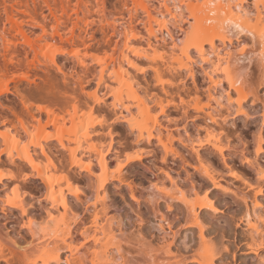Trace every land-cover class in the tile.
Instances as JSON below:
<instances>
[{"label": "bare ground", "instance_id": "bare-ground-1", "mask_svg": "<svg viewBox=\"0 0 264 264\" xmlns=\"http://www.w3.org/2000/svg\"><path fill=\"white\" fill-rule=\"evenodd\" d=\"M258 4L259 0H0V166L12 167L6 154L9 151L15 153L13 160L19 164H26L21 157L31 156L36 160V172L42 177L39 181L47 197L44 201L47 207L42 213L38 205L29 209L32 225L27 229L30 239L25 243L0 224V264H109L119 250L127 252L131 245L132 256L144 264H215L216 256H211L208 251L211 245L205 225L212 217L207 209L199 210L197 224L196 218L189 220L187 209L179 201L157 200L151 206L153 214L158 216L156 228L169 236L158 247H146L142 243H130L125 236L124 213L141 206L131 201L130 195L125 197L127 187L116 189L113 185L107 202L102 198L90 200L93 196L91 189L82 190L79 197L73 196L76 187L85 189L90 183L86 179L88 164L89 160L96 159L98 149L89 151V148L103 144L93 129L97 128L99 116L116 111L111 107L113 101L117 107L122 104L123 112L130 113L134 122L143 123L145 131H152L148 128L149 120L152 128L157 129L152 133L153 143L147 145L151 155L145 160L152 161L159 156L160 161L155 164L156 174L150 177L145 174L142 179L155 184L158 192L165 186L171 187V181L166 184L160 170L161 163H166L165 170L175 173L177 187L185 192L188 199L195 198L197 207L201 203L202 192H208L214 204L215 198L222 203L231 197L238 206L248 199L243 217L250 214L253 223L256 218L264 217V203L259 196L260 181L257 179L261 164L254 151L264 137L261 127L264 119H261L251 141L243 138L244 147L239 151L234 145L229 148L225 144V155L221 157L208 145H197L199 155L194 153L192 145L196 143L195 139L189 141L185 138L187 147L179 144L182 137L175 123L169 127L164 121L158 126L157 117L152 113L153 108L161 106L160 93L153 97L152 91L157 88L164 90L166 83L169 87L178 86L179 79L187 81L188 78L180 77L179 73L189 67L196 56L210 65L212 71L200 67L195 72L196 81L191 86L186 83L178 87L172 95H179L182 91L196 106L197 101L193 97L199 95L197 89L200 93L205 89L210 93L216 91L218 80L212 74L215 64L211 57L214 56L219 63L223 51V60L230 62L234 70L238 68L235 49L221 46L225 22L230 20L245 30L237 35L236 41L228 36V44L241 40L260 44L261 33H264V12ZM236 5L239 8H235ZM165 13L172 18L171 27L166 25ZM179 40L185 42L182 46L176 44L177 51L173 42ZM217 40H220L219 44ZM200 73L203 80L198 78ZM36 79L45 82L44 86L37 84L39 95L24 84L25 81L36 84ZM90 81L96 82L95 88L91 87ZM101 84L104 88L99 94L105 99L104 106L93 108L81 102L84 92L89 89L97 92ZM239 91L241 97L246 95L243 85ZM109 93L111 95H107ZM46 96L51 98L50 102H44ZM256 101L255 105H250L253 111H259V95ZM164 103L167 104V99ZM134 108L135 112L132 111ZM171 113L175 121L177 108L174 104ZM128 118L124 117L125 120ZM27 127L34 135L25 132ZM117 127L119 130L122 126ZM201 129L205 137L214 132L206 122ZM171 132L177 133L174 139L169 135ZM188 135L191 134H185ZM216 138L220 139L218 134ZM161 140L167 145L166 153ZM236 152L244 165L249 157L257 159L255 170L245 169L241 164L242 170L247 172L244 175L234 159ZM45 153L50 155L45 156ZM173 159L178 163V169L183 168L185 177L169 163ZM49 160H52L51 164ZM218 160L222 161L227 178L223 177ZM204 169L220 187L213 185V190L209 191L211 180L203 175ZM231 172H236L237 176H232ZM129 179L141 188L147 187L141 178L131 173ZM68 183H72L70 190ZM61 184H64L63 193ZM223 188H229L236 196L225 193ZM181 216L189 224L186 233L192 228L198 229L203 252L197 249L190 257L186 256L182 246H185V241L178 244L180 230L165 227ZM3 217L25 223L24 217L12 210ZM199 225L204 226L206 235L203 237ZM246 253L258 264L256 254Z\"/></svg>", "mask_w": 264, "mask_h": 264}, {"label": "snow or ice", "instance_id": "snow-or-ice-1", "mask_svg": "<svg viewBox=\"0 0 264 264\" xmlns=\"http://www.w3.org/2000/svg\"><path fill=\"white\" fill-rule=\"evenodd\" d=\"M258 6L261 12H264V0H259ZM161 7L163 8V5ZM235 8H239V5H236ZM163 18L167 27H171L172 24L170 21L172 18L170 14H163ZM225 25L226 27L222 29L224 35L220 38L223 40L221 46L222 48L235 49V60L238 68L234 70L230 62L226 63L223 60V51L220 54L221 60L219 63H216L214 56L211 57L212 63L215 64V72L212 74L214 79L218 80L214 93H210L208 89L200 93L199 89H197L199 95L193 97L197 101L196 106L187 100L186 94L182 91L179 95H172V93L177 91L178 87H182L186 83L191 86L196 81L195 72L200 67H207L210 72L212 71L210 65L204 64L199 56L192 59L190 66L179 73L180 77L186 76L188 78L187 81L179 79L178 86L169 87L166 83L164 90L157 88L155 91H152L153 97L157 93H160L161 97V106L152 109V113L157 117L158 126L164 121L168 122L169 127L175 123L177 132L182 137L179 140V144L187 147L185 138L189 141L195 139L196 143L192 145V151L197 155H199L197 145L200 147L208 145L216 149V152L221 157L225 155V144L229 148L234 145L236 150L239 151L240 148L244 147L240 130L241 126L247 127L249 121L255 120L256 115H260L261 119H264V108H261L258 113L254 114L253 109L250 107V105L256 104L257 95L260 97V103L264 104V33H261L262 42L260 44L248 43L243 40L239 43L228 44V36H231L232 40L236 41L237 35L245 30L239 24H233L230 20L226 21ZM248 34L251 35V33ZM254 40L255 37H253ZM184 42V40L174 41L173 48L176 49L177 43L182 46ZM217 43L219 44L220 40H217ZM257 48L259 51H255ZM176 50L178 51V49ZM73 55L75 56L76 54L73 53ZM216 73H219V75L217 76ZM204 75L207 76L208 73H204ZM258 75L259 80H257ZM90 83L92 88L96 87L95 81H90ZM242 85L246 93L244 97H241L239 91ZM103 88L104 85L101 84L97 92H92L91 89L84 92L81 96V102H86L93 108L96 105L104 106L105 99L101 98L99 94L100 91H103ZM107 95H111V93ZM165 99H167V104L164 103ZM148 102L150 104L152 103L151 100ZM173 104L177 108L175 121L171 118ZM198 105H203V107H199ZM111 107L115 108L116 111L106 112L105 115L99 116L96 120L97 128L93 129V132L97 135L98 139L103 141V144L93 145L89 148V151H96L98 149L96 159L89 160L88 164L89 170L86 173V179L90 183L85 189L76 187L73 196L79 197L82 190L87 191L91 189L93 196L89 198L90 200L93 198H102L107 202L108 192L115 185L116 189L127 187L128 191L124 193L125 197L130 195L131 201L141 204V206H144L146 201H151L153 205L157 200H163L168 203L179 201L187 209L189 220L196 218L197 224H199L198 213L200 209H207L209 213L215 214L217 217L222 215V209L213 203L209 198L208 192H202L201 203L198 207L195 198L188 199L185 192L177 187V182L174 179L175 173H169L165 170L167 167L166 163H161L160 170L166 178L165 183L167 184L168 181H171L170 188L165 186L158 192L155 184H150L146 180H143L142 178L145 174H156V170L148 164L145 157L151 155V151L147 148V145L153 143L152 133L157 129L152 128V121L149 120L147 121L148 128L152 129V131H145L143 123L134 122V118L130 113L123 112L122 104L117 107L113 101ZM132 111L135 112L136 109L134 108ZM125 116L129 118L125 120ZM212 117H215V119H212ZM205 122L207 127L214 129V132L209 133L207 137L204 136V132L201 129V125H205ZM181 125L183 126L181 127ZM117 126L122 127L118 130ZM261 127L264 129V124ZM84 131L87 134V129ZM161 131L163 130L161 129ZM25 132L34 135L30 127L25 128ZM176 134V132L169 133L173 139ZM185 134L191 135L185 136ZM217 134L220 137L219 140L216 138ZM161 147L165 153L168 151L167 145L163 144L162 140ZM25 148H27V143H25ZM254 151L256 158L261 164L257 179L260 181L259 196L264 201V137L260 139ZM6 154L9 157V163L12 167L5 168L0 166V187L3 188V191L0 192V215L7 216L9 210L15 211L24 217L25 223L23 228L27 230L32 225V220L29 219L32 212L29 209L35 208L38 205L42 213L47 207L44 203L47 197L44 195L43 186H37L38 181L42 177L37 175L36 160L31 156L21 157L22 160H26V164H19V162L13 160L15 156L14 152L9 151ZM49 155L50 153H45V156ZM257 159L249 157L244 161L245 166L255 170ZM48 163L51 164L52 160H49ZM97 164L98 166H93ZM40 168L43 170V164L40 165ZM129 173L141 178V182L147 184V187L141 188L138 184H133L129 179ZM203 175L208 176L211 180L207 169L203 170ZM231 175L237 176V173L231 172ZM245 183H248V181H245ZM252 183L253 185L255 184L254 181ZM106 185L108 186L107 188L105 187ZM213 185H216L215 180H211L209 191L212 190ZM216 186L220 187L219 185ZM67 187L70 190L72 183H68ZM60 188L63 193L64 184H61ZM223 191L233 197L236 196L235 193L230 192L229 188H223ZM164 193H167V195H164ZM188 194L191 195L190 190ZM249 196H251V193ZM242 202L248 204L249 200L244 199ZM183 223L181 218L170 222L165 227L174 229L178 224ZM228 223L232 226L236 239L228 235L221 242L219 249L213 245L208 250L209 254L213 257L216 256L218 251L227 254L226 259L216 260L215 264H243V261L239 259L241 252L239 237L241 234L246 239L245 247L248 251L258 256V264H264V217L256 218V222L253 223V217L250 214H246L243 218L235 221L229 220ZM184 226L187 227L186 224ZM199 227L203 237L206 235L204 226L199 225ZM131 247L127 252L119 250L116 257L109 264H144L143 261L137 260L132 256Z\"/></svg>", "mask_w": 264, "mask_h": 264}, {"label": "rangeland", "instance_id": "rangeland-1", "mask_svg": "<svg viewBox=\"0 0 264 264\" xmlns=\"http://www.w3.org/2000/svg\"><path fill=\"white\" fill-rule=\"evenodd\" d=\"M244 38L249 41V39L247 37H244ZM198 78L200 80H203V75L201 73L198 74ZM26 82L27 81H25L24 84L26 86H28L30 91L35 93L36 95H39V93H40V89L37 88V84L38 85L40 84V86H44V84H45V82L42 79H36L35 80V82H37L36 84L30 83V82L26 83ZM107 100L111 101V98H107ZM39 101H42V100H39ZM50 101H51V98L46 96L44 99V102H50ZM260 108H261V103L258 102V109L260 110ZM253 112H254V114H256L259 111H253ZM260 121H261V116L256 115L255 120L249 121L247 127L241 126V129H240L241 135L245 140H247L249 138L251 141L252 136L257 132L258 128L260 127V124H261ZM0 141H1V139H0ZM252 149H253V146H251V150ZM236 153H237V155L235 154L234 159H236V161H237L236 162L237 166L241 169V171L244 175H247L246 170H242L243 167L245 169L247 167L242 163V161H239V159H240L239 153L238 152H236ZM158 157H156L154 160L152 159V161L155 162L154 164L152 161H147L148 164H150L151 167L155 170H156V168H155L156 165H158V162L160 161V158H158ZM175 162H176L175 159H173V161H171L169 163H171L172 167H175V169H177V172H180V171L183 172L182 171L183 168L179 167V169H178V165H177L178 163H175ZM177 162H179V160ZM221 162L222 161L218 162L219 166H220V171L223 170V172H224L225 167L223 166V164ZM241 164H242V166L243 165L244 166L242 167ZM222 174H223V177L227 178V175L225 172ZM146 175H147V177L152 176L150 174H146ZM184 175H185V173L183 172L182 176H184ZM184 177H181V178H183V180L186 179L185 181H187V178H184ZM39 185H42L40 183V181H38L37 186H39ZM212 190H213V188H212ZM43 192H44V188H43ZM228 198H229V196L227 197V199ZM228 200H230V201L228 202ZM228 200L226 201L228 203H226V202L221 203L216 198L214 199V201L216 202L215 205L219 206L222 209V215L217 217L215 214H211L210 215L212 217L211 220L207 221V223L205 225V230L207 232L208 242L210 241V244L209 243H207V244H209V246L211 245V247L213 245H215L216 248H218V249L220 248L221 242L228 235H231V236H233L234 239H236L235 233L233 232V229H232V226L228 223V221L229 220L235 221V220H239V219L243 218L244 212L246 210V205L243 202H242V205L238 206L237 204L233 203V200L231 197ZM262 202L264 203V201H262ZM151 206H153L151 201H149V202L146 201L144 206H136L134 209L127 210V213H124L125 214V216L123 215L125 217L124 232H125V236H126L127 240L130 243L136 244V245H139V243H142V245L143 246L145 245L146 247H150V246L158 247L159 244L161 245L167 240L169 235L167 236L164 232H162L156 228V225L158 222V216L154 215L155 213L153 211V207H151ZM137 214L141 215L142 217L139 216V218H138ZM181 218H182V216H181ZM182 220L184 223L178 224V226H177V229H179L181 232V234L179 235L180 240L178 241L179 242L178 244L182 245L181 241L182 240L185 241V243H186L185 246L182 245L183 249L185 250L184 251L185 255L190 257L192 254H194L197 251V249H198V252L199 251L203 252L202 249H204V247L202 246L203 248H201V243L199 241L200 238H199L198 229L195 227V228L191 229L192 231H188L186 233L185 229L187 227H185L184 225L186 224L187 226H189V224H187V222L184 218H182ZM20 222L21 221H19V220L17 222H15V220L13 218L7 219L5 217V219H4V217L2 218V215H0V224L8 228V230L6 229L7 232L11 233L13 236L17 237V239L19 241L21 240L20 242L25 243L26 239L27 240L30 239V235H28L27 230L25 232V229L22 228L23 226H21L23 224ZM19 238H22V239H19ZM239 239H240V247H241L239 259L241 261H243V264H255V261L250 259V256L247 255V253H246L248 251V249L245 247L246 239L243 236V234H241ZM138 241H140V242H138ZM199 248L201 250H199ZM226 257H227L226 253H224L222 251H218L215 259L216 260H222V259H226Z\"/></svg>", "mask_w": 264, "mask_h": 264}]
</instances>
